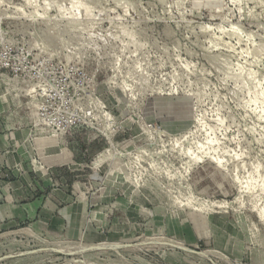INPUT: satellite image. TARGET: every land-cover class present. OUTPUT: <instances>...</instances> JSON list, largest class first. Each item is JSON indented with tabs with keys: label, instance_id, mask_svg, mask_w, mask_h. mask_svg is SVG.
Here are the masks:
<instances>
[{
	"label": "rangeland",
	"instance_id": "rangeland-1",
	"mask_svg": "<svg viewBox=\"0 0 264 264\" xmlns=\"http://www.w3.org/2000/svg\"><path fill=\"white\" fill-rule=\"evenodd\" d=\"M62 1L0 0V264H264V0Z\"/></svg>",
	"mask_w": 264,
	"mask_h": 264
},
{
	"label": "bare ground",
	"instance_id": "bare-ground-1",
	"mask_svg": "<svg viewBox=\"0 0 264 264\" xmlns=\"http://www.w3.org/2000/svg\"><path fill=\"white\" fill-rule=\"evenodd\" d=\"M84 2V1H83ZM81 3H82V1H81ZM85 3V2H84ZM83 4V3H82ZM82 4H79L78 2L77 3H72V5H73V7L72 8H79L80 6L81 7H83L84 5H82ZM86 4V3H85ZM79 5V6H78ZM63 6V1L62 0H58V2H57V8H58V11H59V14H63V11H64V8L62 7ZM80 7V8H81ZM83 14L85 15V16H90V14H91V8H90V6L88 7V6H84L83 7ZM235 27V26H234ZM82 27L81 26H74V25H69V27L67 28V30H64V31H61V32H59L56 28H53V27H47V30H46V32H45V35H44V38H45V42L48 44V46H50L52 49H54L53 51L54 52H56V53H58V52H61V51H64L65 49L67 50V52L70 50H75V53H76V51L78 50V48H77V44H80V41L78 40V43H77V40H76V43H72V41H74L76 38H77V36H78V34H79V32L81 33L82 31H84L83 29H81ZM235 30V29H234ZM232 31L231 30V33L229 34V36L231 37V38H233L234 36H235V34H236V32L235 31ZM89 33V32H88ZM80 35V34H79ZM81 36V35H80ZM88 36V35H87ZM91 37H92V35H91ZM79 39V38H78ZM82 39V38H81ZM80 39V40H81ZM91 40V39H90ZM213 40V39H212ZM83 41V40H82ZM104 41V40H103ZM130 42H131V39H130ZM212 44H215V42L214 41H212ZM79 47V46H78ZM263 47V46H262ZM73 48V49H72ZM214 48H216V47H214ZM69 49V50H68ZM263 49V48H262ZM262 49H260V50H262ZM259 49H258V51H256V52H254V53H252L251 54V56H253L254 58L256 57V56H258V54H259V52H261ZM136 51V50H135ZM263 51V50H262ZM73 52V51H72ZM72 52L71 53H67L68 54V56L70 55V54H72ZM74 53V54H75ZM67 54H66V58H71V56H73V55H71V56H69V57H67ZM249 55H250V53H249ZM215 63V62H214ZM216 64V63H215ZM217 65V64H216ZM225 65H226V63H225ZM224 66V65H223ZM228 65H226V67H227ZM218 67H220V66H218ZM227 69V68H226ZM225 71V70H224ZM227 73H225V74H227V75H229V73H228V71H226ZM228 78H230V75H229V77ZM231 79L233 80V81H235L237 84L239 83L240 84V87H238L237 86V88H238V90L239 91H237L238 93L239 92H245L246 94H248L251 98H253V99H256L257 97H259L260 96V91H259V85H258V83H255V82H251L250 83V81H251V79L252 78H250L247 74H243L242 72L240 73L239 72V74H236V75H234V76H231ZM257 80V79H256ZM236 93V92H235ZM237 94V93H236ZM235 94V95H236ZM263 100H264V95H263ZM206 145H209L208 143L206 144ZM236 168V167H235ZM103 247V246H102ZM102 247H100V248H102ZM104 247H105V245H104ZM115 247H117V246H115ZM91 248V247H90ZM96 248V247H95ZM111 248V247H110ZM118 248V247H117ZM112 249V248H111ZM94 250V249H93ZM92 250V251H93ZM116 250V249H115ZM96 251V250H95ZM83 252V251H82ZM69 253V252H68Z\"/></svg>",
	"mask_w": 264,
	"mask_h": 264
}]
</instances>
